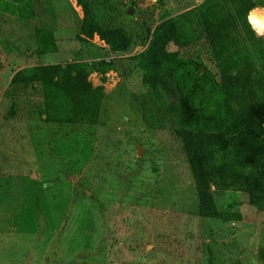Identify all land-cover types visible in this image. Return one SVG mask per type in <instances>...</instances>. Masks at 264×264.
<instances>
[{"label":"rangeland","instance_id":"374dc122","mask_svg":"<svg viewBox=\"0 0 264 264\" xmlns=\"http://www.w3.org/2000/svg\"><path fill=\"white\" fill-rule=\"evenodd\" d=\"M209 1L88 0L104 24L131 36L125 50L111 51L97 33L93 46L80 42L78 0H0V264H264V192L250 182L264 176V162L248 161L237 138L253 121L235 103L207 98L220 81L199 22ZM163 23L187 34L189 43L167 49L193 113L224 139L209 178L222 218L198 214L172 120L156 114L151 127L135 99L146 88L132 57ZM37 28L51 30L55 53H37ZM76 58L115 61L95 124L48 122L40 83H10L18 69ZM88 79L101 83L97 72Z\"/></svg>","mask_w":264,"mask_h":264},{"label":"trees","instance_id":"16d2710c","mask_svg":"<svg viewBox=\"0 0 264 264\" xmlns=\"http://www.w3.org/2000/svg\"><path fill=\"white\" fill-rule=\"evenodd\" d=\"M17 1L29 4V0ZM78 2L84 11L80 19L84 35L79 36L82 44L93 46L88 37L97 33L111 51H123L128 47L131 43L130 34L122 27L104 24L88 0ZM257 6L264 7V0L209 1L201 6L199 22L220 73V81L215 83L217 89L207 98L210 100L219 95L221 100L235 103L247 112L253 125L239 133L238 145L246 153L248 161L259 164L264 162V43L247 19L249 10ZM14 8L12 5L5 10L14 12ZM18 10L21 11L22 6ZM166 24L163 23L156 30L145 50L132 57L136 60L141 82L146 88L141 98L138 96L135 99L143 118L151 127L156 114L172 120L170 126L183 139L191 165L199 198L198 214L205 218H222L214 202L209 178L217 171L215 148L222 145L224 139L218 126L209 127V119L193 113V105L185 89V75L173 66L175 53L167 49L170 42L180 47L190 40L184 31ZM35 39L38 54L57 51L50 29L37 28ZM114 66V60L88 62L81 58L63 64H38L18 69L10 83L23 86L32 82L40 83L43 91L42 113L48 122L95 124L104 96L105 70ZM92 72L100 74L99 85L94 86L88 79ZM174 110L181 113L177 120L171 115ZM250 182L264 192V176L251 179Z\"/></svg>","mask_w":264,"mask_h":264},{"label":"clouds","instance_id":"9594fccd","mask_svg":"<svg viewBox=\"0 0 264 264\" xmlns=\"http://www.w3.org/2000/svg\"><path fill=\"white\" fill-rule=\"evenodd\" d=\"M253 31L258 37H264V7L251 8L247 15Z\"/></svg>","mask_w":264,"mask_h":264},{"label":"water","instance_id":"95a60500","mask_svg":"<svg viewBox=\"0 0 264 264\" xmlns=\"http://www.w3.org/2000/svg\"><path fill=\"white\" fill-rule=\"evenodd\" d=\"M136 147H137L138 153L140 154L141 153V147H140V145L139 144H136Z\"/></svg>","mask_w":264,"mask_h":264}]
</instances>
